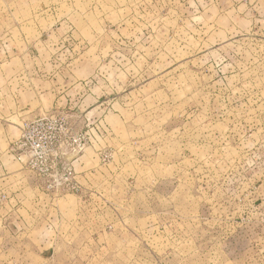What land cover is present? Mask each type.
Returning a JSON list of instances; mask_svg holds the SVG:
<instances>
[{
	"label": "rangeland",
	"instance_id": "rangeland-1",
	"mask_svg": "<svg viewBox=\"0 0 264 264\" xmlns=\"http://www.w3.org/2000/svg\"><path fill=\"white\" fill-rule=\"evenodd\" d=\"M6 166L0 264H264V0H0Z\"/></svg>",
	"mask_w": 264,
	"mask_h": 264
},
{
	"label": "built area",
	"instance_id": "built-area-1",
	"mask_svg": "<svg viewBox=\"0 0 264 264\" xmlns=\"http://www.w3.org/2000/svg\"><path fill=\"white\" fill-rule=\"evenodd\" d=\"M54 130V123L46 117L25 120L16 142L17 148L27 153L29 159L27 166L40 177L52 176L55 171L57 163L54 159L49 161L47 157L58 142Z\"/></svg>",
	"mask_w": 264,
	"mask_h": 264
},
{
	"label": "crops",
	"instance_id": "crops-1",
	"mask_svg": "<svg viewBox=\"0 0 264 264\" xmlns=\"http://www.w3.org/2000/svg\"><path fill=\"white\" fill-rule=\"evenodd\" d=\"M0 168H1V170H0V186H2L0 192L9 193L8 194L9 197H10V194L13 195V197L11 198L12 200L18 201L17 200V196H18L17 191H18V189L17 188L16 189H12L13 185L14 186L16 185V187H17V182H18L17 180H18V174H19V173L16 172L17 169L13 170L12 166H11V169L8 168L7 166L4 167V168L3 167H0ZM1 171L3 172L2 175L4 177H1L2 176L1 175ZM18 184H19V182H18ZM13 190H14V192H13ZM3 209H4V207L0 206V216L2 218H3V215H2ZM2 218H1V220H2Z\"/></svg>",
	"mask_w": 264,
	"mask_h": 264
}]
</instances>
